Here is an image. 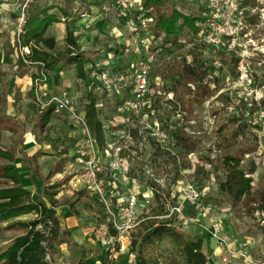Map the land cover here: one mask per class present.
I'll list each match as a JSON object with an SVG mask.
<instances>
[{"label": "rangeland", "instance_id": "rangeland-1", "mask_svg": "<svg viewBox=\"0 0 264 264\" xmlns=\"http://www.w3.org/2000/svg\"><path fill=\"white\" fill-rule=\"evenodd\" d=\"M37 1L42 7L56 6V9L50 12L55 13L62 20L58 7L64 6L63 1L32 0L31 4ZM162 1L164 12H169L174 7L182 14L197 16L211 9L209 0ZM164 1L168 2L165 6ZM215 4L221 9L219 15L212 16L216 22L215 27H218L220 39L226 43L229 32L235 35L233 53L206 43L205 35L210 32L206 30L207 25L204 26V32L200 38L191 37L184 42L166 46L159 45L160 41H154L161 48L155 50L156 47H152L147 51L141 42V30H137L136 33L129 32L125 25V17L120 15L115 0H106L104 4L100 0H75L70 12L74 16L81 17L75 24L79 52L83 53L85 58L93 60L84 66L85 72L95 63L111 73H127L131 66H135L137 62L153 54L148 96L154 101L150 123L152 127L157 125L160 130L169 133V144L167 149H161L156 142L149 140L144 144L143 153L133 156L130 177L138 186L137 191L143 193L149 189V186L154 185L162 195V202L172 207L179 201L180 189L184 185L193 184L203 193V203L224 218V227L226 225L231 235L235 234L242 240L243 236L249 232L255 237L259 236L260 232H264V213L255 215L256 206H250L246 201L231 206L227 197L219 191V184L222 181L221 173L213 171L207 162L216 163L223 152L218 141L220 137L218 128L222 127L224 132L231 131L234 126L230 124V121L237 120L238 125L243 124L246 128L244 131L241 130L238 144L253 149L251 153L244 156L241 170L245 175L253 172L252 177L255 182L259 179L264 182V0H216L213 5ZM92 6L95 7L92 8ZM104 7L106 10L103 9ZM134 11L132 8L126 12V15L132 19ZM208 13L212 14L210 11ZM1 29L0 26V31ZM50 30L49 33L57 37L62 28L52 25ZM14 31L16 32L14 26L10 33L1 31V42L5 45L9 44L12 38L10 34L15 33ZM64 48L63 39V43L56 42L55 49L50 53L61 58ZM183 62L186 65L192 64L212 69L211 76L209 75L205 80L210 97L204 98L203 101L195 98L196 102L191 103L188 112L181 110L182 108L180 109L177 105L179 100L175 101L172 96L173 90L177 88L181 100L192 98L185 95V83L177 77L179 67L182 65L180 63ZM62 65L64 66L60 70L66 72L65 80H63L66 87L61 86V89L75 101V110L79 113L83 107L81 102L85 99L83 95L85 84L83 80L74 81V69L71 67L67 69L64 63ZM6 67L7 65H1V68ZM10 76L7 71L4 80H10ZM190 86L193 89V86ZM216 88H218L217 91ZM7 96L12 98L11 93ZM18 96L15 95V100ZM91 96L101 104L97 108L98 117L107 134L115 138V134L121 131V122L126 115L121 108L123 96L105 93L98 87L93 88ZM33 102L34 99L26 101L28 109L35 108V102L34 104ZM57 120L62 127L61 134L69 135L72 131H78L69 114H61ZM174 129L181 130L197 143V151L193 153L196 159H192L196 163L192 162L189 155H185L183 149L175 145L171 136V131ZM123 145L121 142V146ZM6 163L0 160V168ZM202 168L205 170L204 173L201 171ZM147 169L152 170L154 178L160 183L156 184L147 177L145 173ZM71 170L73 169L68 166L63 168L61 176L53 179V184L49 180L52 173L46 178V182L51 185L45 188L56 186V190L52 191L56 192V207L67 204L70 209L72 205L78 213V216H71L70 219L60 215L61 228L69 232V235L65 238L66 243L57 246L54 255L48 258L50 264H135V256L139 250L149 262L158 259L160 264H172L173 258H169L168 255L174 251V248L169 241L138 246L144 233V227L141 224L152 221L157 211L158 205L155 200L152 199L150 205L143 211L138 208V211L143 213L139 214L134 221L137 223L134 229L112 235L106 211L89 192L74 186L75 172ZM5 186H10V183L0 177V188ZM128 190H131L130 185L119 184V196H125ZM75 194L78 195L77 198L74 197ZM166 194H169V202H167ZM119 212L120 210H117L116 213ZM183 213L187 218L194 215L188 206L184 207ZM22 218L11 221L7 226L0 224V252L15 238L26 232V228L20 225L21 223L34 220L33 215ZM157 219H171L173 228L191 243L193 240L186 234L191 229L201 230L208 235L204 228L191 221L183 223L174 216ZM67 224L70 225V229L66 227ZM100 229H106L107 235L113 237L112 243L107 244L106 238L97 237ZM132 240L137 242V246L133 249L134 253H131ZM109 255L111 258H108Z\"/></svg>", "mask_w": 264, "mask_h": 264}, {"label": "trees", "instance_id": "trees-1", "mask_svg": "<svg viewBox=\"0 0 264 264\" xmlns=\"http://www.w3.org/2000/svg\"><path fill=\"white\" fill-rule=\"evenodd\" d=\"M64 2L63 7H58V11L62 15L60 20L55 13L50 11L56 9V6L42 7L38 4L32 3L29 7L28 17L22 26L19 37L12 43L8 53H17V60L22 67L28 65L24 64L23 59L19 55V49L27 48L28 54L24 55V59L31 63L36 70L42 68L50 69L60 62L67 66H74L78 79L84 78V66L93 60L85 58L83 53L79 52L77 46V36L75 32V24L81 19L80 16H74L70 12L75 0H61ZM101 2L104 1L100 0ZM162 0H140L141 11H134V16L144 13L145 16L150 17L151 24L149 32L153 36L154 41H160L161 46L168 44H178L184 42L186 39L194 37L200 38L204 32V26L213 21L209 15V10H205L202 14L197 16L185 15L174 7H170L169 12L162 11ZM168 2L164 1V6ZM168 11V10H167ZM125 20L129 19L127 15ZM62 23L65 27V48L61 58H55L50 52L56 47L54 37H47L46 31L52 25ZM207 30V28H206ZM208 31V30H207ZM156 43L155 50L161 48ZM150 48V49H151ZM179 67L177 76L185 85V95L191 96V99L184 98L181 100L178 96V89H174L172 96L177 102L181 110L188 112L191 103L196 102L195 98L201 101L204 98L210 97V91L205 80L212 73L209 67H199L196 65L184 62ZM97 64L90 66L95 68ZM105 69V68H104ZM187 80V82H186ZM180 85V84H179ZM193 86V89L190 87ZM218 88H216V91ZM183 98V97H182ZM53 108L49 107L40 115V122L46 125ZM85 123L89 130L95 136L99 146L107 136V132L98 117V110L95 106L94 100L90 99L84 106L83 111ZM234 126L231 131L223 132V128H218L220 135L219 142L222 155L218 158L216 163L207 162L212 167L213 171L220 172L222 181L219 184V191L224 194L229 200L231 206L239 204L246 200L251 195V179L245 177V173L241 170V162L243 155L249 150L245 149L237 142V137L242 134L241 130H245L243 124L238 125L237 120L230 121ZM174 143L177 147L184 150L185 155H190L197 151V143L187 137L181 130L174 129L171 133ZM230 151H233L232 154ZM0 160L7 163L13 161L12 151L4 150L0 147ZM27 160V161H26ZM23 161L31 171H36L33 158H24ZM209 161V160H208ZM204 173V168L201 169ZM0 177L8 180L10 186L0 188V223L7 222L11 219L35 214L34 220L21 223L20 225L26 228V232L15 238L11 244L0 253V264H50L48 258L52 257L56 252V247L66 243V237L69 232L62 230L60 223L55 215L54 209L57 206L55 200L56 186L45 188L41 200H31V194L23 190L20 186V181L17 172L9 165H3L0 168ZM153 191V200L157 203V211L153 215V220L148 224H141L144 228V233L138 246L161 244L164 241H169L173 245V250L168 256L173 258L172 264H208L207 257L196 249L193 243L187 241L175 228H173L170 220H158L159 217L168 215L166 210V202H162V195L158 192L156 187L149 186ZM85 191V190H84ZM167 202L169 194H166ZM253 203H257V209L264 212V191H256L250 198ZM246 203L247 202L246 200ZM67 205V204H65ZM71 212L76 217L77 211L70 205ZM172 216H170L171 218ZM110 230V229H109ZM115 235L114 230L111 231ZM137 246L136 240L131 241V253H134V248ZM135 264H160L155 260L149 262L142 255L140 250L135 256Z\"/></svg>", "mask_w": 264, "mask_h": 264}, {"label": "built area", "instance_id": "built-area-1", "mask_svg": "<svg viewBox=\"0 0 264 264\" xmlns=\"http://www.w3.org/2000/svg\"><path fill=\"white\" fill-rule=\"evenodd\" d=\"M115 1L121 16H125L126 12L132 8L135 11H141L140 0ZM209 1L211 4L209 11L212 13L210 16L219 15L221 9L217 4L213 5L216 0ZM31 2L32 0H24L21 6L22 12L16 28V39L21 33L22 26L27 18L26 11ZM150 24V17H146L144 13L125 20V25L130 33L141 30V42L147 51L151 46L156 45L153 36L149 32ZM215 24V20L206 24L207 30L212 31L205 35L206 43L214 45L217 49L222 48L228 53H233L235 35L229 32V38L224 43L219 37L220 35L217 32L219 30L218 27H215ZM26 54H28L27 48L19 49V55L24 64L32 65L24 59ZM152 60L153 54H150L141 62H137L135 66H131L127 73H111L109 70L97 65L89 71L88 88L98 87L105 93L115 96L122 95L121 108L126 113L121 122V131L115 134V138H111L108 134L102 146L98 145L95 136L86 125L84 113H76L75 101L67 92L63 91L44 101L40 99L39 89L40 86L46 83L47 75L42 66L34 73L33 87L39 114L45 112L49 107L53 108L52 113L55 115L67 113L78 130L74 132L75 137L71 147V159L77 168L73 177L74 186L89 192L96 198L106 211L111 229L116 233L129 232L134 229L137 226L134 221L139 217V214L143 213H140V211L149 206L153 199L152 189H148L143 193L137 191L138 186L130 177L133 156L142 154L144 144L148 143L149 140L156 142L161 149H167L169 144V133L160 130L157 125L152 127L150 123L154 104V101L148 97L151 86L150 64ZM121 142L124 144L123 146H121ZM189 158L191 160L196 159L193 154H190ZM193 163H196V161ZM145 173L152 182L160 183L154 178L151 169H147ZM119 184L130 185L131 190H128L125 196H119ZM180 192L177 205L166 206L168 215L165 217L174 216L183 223L187 221L196 223L206 230L218 249L231 255L236 254L250 264L251 260L246 251L233 250L230 247V240L224 232L223 218L217 216L214 209L203 203V193L198 191L193 184L184 185ZM185 206L192 210L193 216L189 218L184 216ZM138 208L141 210L138 211ZM117 210H120V212L116 213ZM97 237L106 238L107 244L112 243L114 240L113 237L107 235L106 229H100ZM108 258H111V256L109 255Z\"/></svg>", "mask_w": 264, "mask_h": 264}, {"label": "crops", "instance_id": "crops-1", "mask_svg": "<svg viewBox=\"0 0 264 264\" xmlns=\"http://www.w3.org/2000/svg\"><path fill=\"white\" fill-rule=\"evenodd\" d=\"M23 2L24 0H0L1 31L10 33L13 26L14 28H17L18 19L22 12L21 6ZM38 2L39 1L34 3L38 4ZM29 7L26 11L27 17L29 13ZM93 7L95 6H92V8ZM103 9L106 10L105 7ZM52 25L62 28L59 36L55 37L53 33H49L51 31L50 29L52 28ZM52 25L50 26L51 28L49 27L50 29L48 28L49 31L48 29L46 31L47 37H54L56 42L62 41L63 43V39H65L64 25L62 23H56ZM14 34H16V32L10 34V38H12L10 39L9 44L5 45L0 40V85H2L0 86V147L4 150L12 151L13 161L4 165H9V167L13 168L14 171L17 172L21 188L31 194V200H41L44 188L48 185H51V183L46 182V178L51 173V179L49 180H51L53 184V179H57V177L61 176V170H63V168L68 166L69 168L71 167V169H73L71 171L76 172L77 168L74 166L71 159V147L75 134L74 131L70 132L69 135L61 134L62 127L57 122L59 121L57 120L59 115L51 113L46 125H43L40 122V115L42 113L39 114V108L37 102L35 101L36 98L33 87V79L36 68L29 65L22 67L17 60V53L15 51L11 54L8 53L15 38ZM52 55L55 58H59L55 54ZM2 64L5 66L7 65V67L1 68ZM62 64L63 63L60 62L58 65L44 70L47 75V81L45 84L40 86L39 89V96L42 101L63 92L61 86L66 87L63 82V80H65L66 72L64 70H60V68L64 66ZM66 67L67 69H70L71 67L75 71L74 66ZM7 71H9L11 75L10 80H4L7 76ZM73 80L76 82L83 80L85 84V90L83 91L85 99H83L81 102L83 105L81 112L90 99L94 100L95 106L98 108L101 104L94 97L92 98L91 91H93V89L88 88V71H84L83 79H78L76 72H74ZM8 93H11L12 98L7 96ZM15 95H19L17 100L14 98ZM33 99L35 102V104L33 102L35 108L33 107L28 109L27 104L25 103L26 101H33ZM224 131L225 130L223 129V132ZM244 148L249 151L243 155V159L246 154H249L253 151L252 148L246 146ZM24 158H33L37 170L31 171L27 165V162L23 161ZM252 173L250 175H245V177L251 179V195L247 197L246 200L249 202L250 206H256L254 211L255 215L257 213L258 216L263 215L264 212L257 209V203H253L254 201H251L250 198L256 191H264V182H262V179H259L255 182L254 177H252ZM77 196L78 195L75 194L74 197L77 198ZM68 208L69 207L67 205H63L54 209L55 215L61 227L62 218H60V215L67 219H70L71 216H74L71 210ZM58 210L60 211L56 212ZM65 210H67V212H65ZM29 215H33L35 218V214L32 213ZM22 217L25 216L14 218L0 224L7 226L9 225L8 223H11V221L23 219ZM223 222L225 224L224 218ZM66 227L68 229L71 228L69 224H67ZM224 232L228 236L230 240V247L233 250L246 251V254L251 260L250 264H264V232H260L259 236L257 237L249 232V234L247 233L243 236L242 240L236 237L235 234L231 235V232L227 230L226 225L224 227ZM186 234L193 240V244L196 249L207 257L209 264H249L236 254L231 255L226 251L218 249L215 242L201 230L191 229L186 232Z\"/></svg>", "mask_w": 264, "mask_h": 264}]
</instances>
